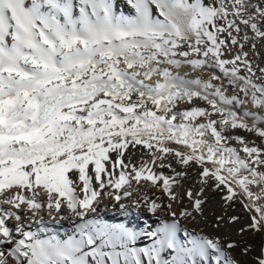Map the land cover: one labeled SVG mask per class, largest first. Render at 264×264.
Masks as SVG:
<instances>
[{"label": "snow or ice", "instance_id": "1", "mask_svg": "<svg viewBox=\"0 0 264 264\" xmlns=\"http://www.w3.org/2000/svg\"><path fill=\"white\" fill-rule=\"evenodd\" d=\"M124 2L0 0V264H240L264 232V0Z\"/></svg>", "mask_w": 264, "mask_h": 264}, {"label": "bare ground", "instance_id": "2", "mask_svg": "<svg viewBox=\"0 0 264 264\" xmlns=\"http://www.w3.org/2000/svg\"><path fill=\"white\" fill-rule=\"evenodd\" d=\"M118 2H119L121 11H124L125 13L131 11L130 7L125 4L124 0H118ZM240 134L244 135L245 133L241 132ZM192 182L193 181H188L185 186L187 187L188 184H191ZM148 191L151 193V192H156L157 190L156 189H149ZM157 194L159 195V193H157ZM164 202L167 203L166 199ZM105 203L108 204L107 208H105L102 205L98 209L99 214L103 219L107 220L110 223H123L126 226L132 227L134 230H137V231H142L147 226H151L152 228H155L157 226V224L159 223V219L157 218V216L167 218L169 220L171 219V217H169L167 215V210L158 213L157 216H154L152 213H149L144 209L137 211L135 208H132L130 211L125 212V211H121L118 209H114L111 206V204L107 201H105ZM173 209L178 210V209H176L175 205L173 206ZM237 209H239L238 205H237ZM216 214H220L219 213V205H218V197L216 199L210 201L209 205L206 208V216H207L209 222H211V220L214 219V216ZM230 214H231V212H230ZM236 214L241 215V217H242L241 222L242 223L245 222V220L243 218L246 216V214L242 210H239ZM181 223L184 227H187L188 229H196V230L204 229L206 232L214 233V234L216 233L215 229L210 228V227H206L203 222L189 223L187 221H182ZM53 227L55 230H57L61 234V236H63L64 233L69 232L71 230V225L68 224L67 222H64L62 226L61 225H54ZM236 227H239V225H236ZM223 233H224V230H221L220 234H223ZM228 234L231 236V238L237 239V237L235 236V228L231 229ZM148 243H150V241H148L146 238L142 237L138 241L137 246H145ZM244 243L247 246H249L250 251L247 254H242L241 248L238 247L234 250L233 255L235 256L236 259H237L236 255L239 256L241 261L245 264H252L251 254L256 252V253H258V255H260L261 252L264 251V232H261V233L249 232L244 237Z\"/></svg>", "mask_w": 264, "mask_h": 264}, {"label": "rangeland", "instance_id": "3", "mask_svg": "<svg viewBox=\"0 0 264 264\" xmlns=\"http://www.w3.org/2000/svg\"><path fill=\"white\" fill-rule=\"evenodd\" d=\"M250 254H251V253H250ZM252 255H253V256H252ZM257 255H258V253H256V252H254L253 254H251V262H252V264H255V260H256ZM254 256H255V257H254ZM236 257H237L238 260L240 259L239 256L236 255ZM253 259H254V260H253ZM239 261H240V264H245V263H243V262L241 261V259H240Z\"/></svg>", "mask_w": 264, "mask_h": 264}]
</instances>
